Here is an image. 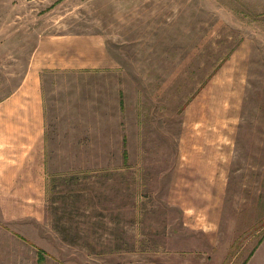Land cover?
Masks as SVG:
<instances>
[{
    "label": "rangeland",
    "instance_id": "1",
    "mask_svg": "<svg viewBox=\"0 0 264 264\" xmlns=\"http://www.w3.org/2000/svg\"><path fill=\"white\" fill-rule=\"evenodd\" d=\"M65 33L104 42L125 111L110 135H123L124 158L114 139L111 163L49 166L30 210L0 200V264H256L264 0H0V100L37 39ZM199 150L216 170L209 183L188 179Z\"/></svg>",
    "mask_w": 264,
    "mask_h": 264
},
{
    "label": "crops",
    "instance_id": "2",
    "mask_svg": "<svg viewBox=\"0 0 264 264\" xmlns=\"http://www.w3.org/2000/svg\"><path fill=\"white\" fill-rule=\"evenodd\" d=\"M120 104L117 71L98 35L40 36L19 84L0 100V200L5 204L14 200L30 210L27 203H43V180L52 164L111 163L112 154L122 160L125 139L122 134L110 135L125 128L116 127L125 115ZM179 141L175 165L180 185L184 183L183 123ZM205 154L199 150L195 160L191 159L189 180L204 184L216 178ZM17 194L19 198L13 199ZM28 195L35 198L28 200ZM256 264H264V239L256 252Z\"/></svg>",
    "mask_w": 264,
    "mask_h": 264
},
{
    "label": "trees",
    "instance_id": "3",
    "mask_svg": "<svg viewBox=\"0 0 264 264\" xmlns=\"http://www.w3.org/2000/svg\"><path fill=\"white\" fill-rule=\"evenodd\" d=\"M263 237H264V235L262 236V238H263ZM262 238H261V240H262ZM261 240H259L258 243H259V242L261 243ZM39 260H40V258H39Z\"/></svg>",
    "mask_w": 264,
    "mask_h": 264
}]
</instances>
